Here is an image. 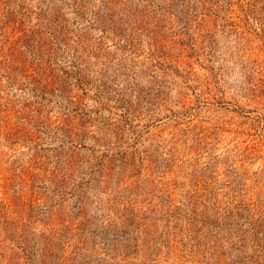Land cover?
Returning <instances> with one entry per match:
<instances>
[{
	"label": "rangeland",
	"instance_id": "1",
	"mask_svg": "<svg viewBox=\"0 0 264 264\" xmlns=\"http://www.w3.org/2000/svg\"><path fill=\"white\" fill-rule=\"evenodd\" d=\"M0 264H264V0H0Z\"/></svg>",
	"mask_w": 264,
	"mask_h": 264
}]
</instances>
